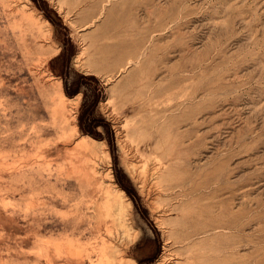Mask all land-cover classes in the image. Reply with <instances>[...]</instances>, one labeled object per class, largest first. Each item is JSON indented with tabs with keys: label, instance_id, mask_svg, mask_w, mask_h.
Masks as SVG:
<instances>
[{
	"label": "rangeland",
	"instance_id": "rangeland-1",
	"mask_svg": "<svg viewBox=\"0 0 264 264\" xmlns=\"http://www.w3.org/2000/svg\"><path fill=\"white\" fill-rule=\"evenodd\" d=\"M0 264H264V0H0Z\"/></svg>",
	"mask_w": 264,
	"mask_h": 264
},
{
	"label": "bare ground",
	"instance_id": "bare-ground-1",
	"mask_svg": "<svg viewBox=\"0 0 264 264\" xmlns=\"http://www.w3.org/2000/svg\"><path fill=\"white\" fill-rule=\"evenodd\" d=\"M106 248H107V245H106V242H105L104 246L102 247V254L103 255H106L107 254V249ZM73 253L74 252L71 253V255H70L71 257H74L75 256Z\"/></svg>",
	"mask_w": 264,
	"mask_h": 264
}]
</instances>
